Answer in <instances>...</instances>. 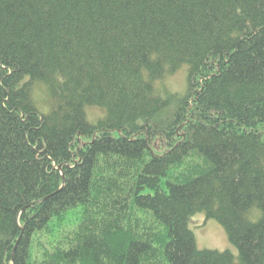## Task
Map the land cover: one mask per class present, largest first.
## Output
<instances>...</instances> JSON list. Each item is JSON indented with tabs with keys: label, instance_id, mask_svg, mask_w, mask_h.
Wrapping results in <instances>:
<instances>
[{
	"label": "trees",
	"instance_id": "trees-1",
	"mask_svg": "<svg viewBox=\"0 0 264 264\" xmlns=\"http://www.w3.org/2000/svg\"><path fill=\"white\" fill-rule=\"evenodd\" d=\"M0 264H264V0H0Z\"/></svg>",
	"mask_w": 264,
	"mask_h": 264
},
{
	"label": "rangeland",
	"instance_id": "rangeland-1",
	"mask_svg": "<svg viewBox=\"0 0 264 264\" xmlns=\"http://www.w3.org/2000/svg\"><path fill=\"white\" fill-rule=\"evenodd\" d=\"M162 85V87L160 86ZM158 87V93L162 96L165 94V88L173 93L184 94L187 88V69L182 68L178 73L172 77L166 79L163 84ZM37 102L44 109V96L40 92L35 93ZM89 118H91V111H88ZM80 218V211L73 212L67 216V218L59 225V222H55L50 226L54 231L51 236L47 234H41L35 241L34 249L37 253H42V247L48 248L50 242L59 241L60 231L64 230L63 235L71 231L73 226L76 225ZM190 228L196 237L197 247L200 250H214L219 252L230 251L233 253L236 259H238V250L233 246L228 239V236L223 227L215 220L206 219L205 215L198 214L192 220ZM71 229V230H70ZM63 237V236H62ZM60 242V241H59Z\"/></svg>",
	"mask_w": 264,
	"mask_h": 264
}]
</instances>
